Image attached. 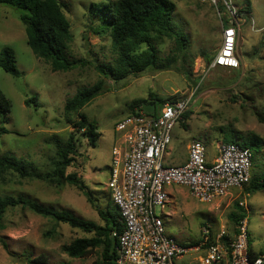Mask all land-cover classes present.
<instances>
[{
  "label": "rangeland",
  "instance_id": "obj_1",
  "mask_svg": "<svg viewBox=\"0 0 264 264\" xmlns=\"http://www.w3.org/2000/svg\"><path fill=\"white\" fill-rule=\"evenodd\" d=\"M70 23L72 42L68 57L84 59L68 70H52L50 61L36 57L27 44L25 27L17 10L0 4V50L10 46L21 74L12 76L0 68V89L8 97L11 110L7 122L0 125V155H13L39 171H48L55 157V139L65 142L78 114L95 123L99 136L94 147L79 136L78 153L65 174L75 173L103 209L115 212L106 186L111 163V149L121 133L115 131L118 120L127 116L135 99L148 100V93L164 98L191 96L187 117L179 120L171 132L164 163L185 159L191 140H201L207 158L216 155L217 145L233 139L243 143L260 139L258 145H247L253 154L251 177L264 172V0H232L242 10L236 53L238 67H215L207 70L205 57L214 56L221 40L220 16L215 8L200 0H171L174 29L186 35L180 51L173 38L156 42L161 62L169 69H148L144 73L115 82L98 71V66L114 59L107 35L94 33L97 19L90 14L91 0H60ZM102 0H94L100 2ZM223 15V11L221 12ZM96 19V20H95ZM253 21V27H252ZM102 81V90L81 109L65 113L63 106L79 89ZM35 97L30 106L25 100ZM35 104V105H34ZM159 105H156L157 111ZM258 174V175H259ZM163 209L165 232L187 245L202 240L200 229L221 227L233 231L229 213L239 200L244 203L248 243L264 249V190L248 187L231 189V194L212 203L200 202L185 186L172 185ZM0 195L21 196L42 206L67 210L98 225L103 221L76 186L63 182L51 184L36 178H21L8 172L0 179ZM159 213L160 210L156 209ZM79 228L39 215L24 205L10 207L0 228V264H27L39 255L51 264H100L102 247L84 257L70 258L62 249L76 238L91 237ZM201 252H190L177 264H196Z\"/></svg>",
  "mask_w": 264,
  "mask_h": 264
},
{
  "label": "built area",
  "instance_id": "obj_2",
  "mask_svg": "<svg viewBox=\"0 0 264 264\" xmlns=\"http://www.w3.org/2000/svg\"><path fill=\"white\" fill-rule=\"evenodd\" d=\"M200 1L215 8L221 24L220 44L207 70L238 67L242 10L232 0ZM190 98H172L157 112L135 108L115 124L123 138L112 146L106 182L122 224L120 230L111 232L117 242L115 264H177V259L190 252H201L196 264H264V251L250 252L245 217L232 232L224 227L214 232L203 226L202 240L195 245L181 243L165 232L162 216L170 196L168 186H185L193 198L212 203L231 194V189L243 188L251 177L253 154L239 141L219 143L216 155L208 161L205 144L194 139L187 146L185 162L164 163L172 129L186 112ZM238 203L244 207L242 201Z\"/></svg>",
  "mask_w": 264,
  "mask_h": 264
},
{
  "label": "trees",
  "instance_id": "obj_3",
  "mask_svg": "<svg viewBox=\"0 0 264 264\" xmlns=\"http://www.w3.org/2000/svg\"><path fill=\"white\" fill-rule=\"evenodd\" d=\"M91 1L90 14L98 22L93 31L96 34L109 37L114 53V59L110 64H102L97 68L105 77L117 82L128 75H140L148 69H169L171 64L161 62L157 55L156 42L164 37L173 38L180 51L185 48L186 35L174 29L173 12L175 4L171 0ZM0 4L17 10L18 17L25 27L28 46L36 57L50 61L52 70L65 71L85 63L84 59L68 57L72 34L70 23L63 11L65 4L62 1L0 0ZM212 58L213 56L205 57V62L209 63ZM15 62L14 51L10 46H5L0 50V68L12 76L18 77L21 72ZM102 85V81H98L90 87L79 89L65 102L64 112L70 113L81 109L102 90ZM148 97V100H133L130 103V113L134 112L135 108H141L143 104L152 103L155 106L158 104V109H160L165 103L164 98L154 93H148ZM34 99L35 97L26 99L25 105L30 106ZM10 110V100L0 89V125L7 122V114ZM187 115L185 112L181 120ZM73 126L75 129L70 132L65 142L59 139L54 140L56 154L51 160V168L48 171H39L13 155H0V179H3L6 173L12 172L17 173L21 178H36L51 184L60 185L63 182H68L82 191L103 224L98 225L93 221L84 220L67 210H56L42 206L34 200L21 196L0 195V228H2V218L7 209L21 204L39 215L52 218L56 222L67 223L71 227L92 233L91 237L76 238L71 243L61 247L70 258L84 257L96 247L101 246L102 259L100 264H115L117 242L111 236V232L115 229L120 230L122 226L118 219L117 209L115 212H110L106 208L103 209L97 204L92 190L75 173L65 174L67 167L74 162L75 157L79 154L75 144L78 141L79 131H82L79 136L86 138L91 147L95 146L99 134L96 131L95 123L83 113L78 114V120ZM5 131L3 126L0 127V133ZM232 141L235 140L226 139V142ZM250 142L258 145L260 139L255 136ZM250 142L244 140L243 144L250 146ZM258 174L250 177L246 185L254 190H264V172ZM234 205L235 209L229 213L228 217L235 226L245 215L244 208L238 202ZM250 252L255 254L251 249ZM27 264L51 263L46 256L39 255L28 259ZM58 264L71 263L60 262Z\"/></svg>",
  "mask_w": 264,
  "mask_h": 264
},
{
  "label": "water",
  "instance_id": "obj_4",
  "mask_svg": "<svg viewBox=\"0 0 264 264\" xmlns=\"http://www.w3.org/2000/svg\"><path fill=\"white\" fill-rule=\"evenodd\" d=\"M142 108L147 112H154L156 109V106L152 103L143 104Z\"/></svg>",
  "mask_w": 264,
  "mask_h": 264
},
{
  "label": "crops",
  "instance_id": "obj_5",
  "mask_svg": "<svg viewBox=\"0 0 264 264\" xmlns=\"http://www.w3.org/2000/svg\"><path fill=\"white\" fill-rule=\"evenodd\" d=\"M120 142V139L118 138V139H116V141H115V143H119ZM186 159H187V156H186V158L185 159H182V160H180V161H178V162H176V164H181V163H183V162H185L186 161ZM170 164V163H169ZM171 164H175V163H171ZM251 248V247H250ZM251 250L252 251H254V252H256V253H259V252H262V251H264V249H256V250H254L253 248H251Z\"/></svg>",
  "mask_w": 264,
  "mask_h": 264
}]
</instances>
